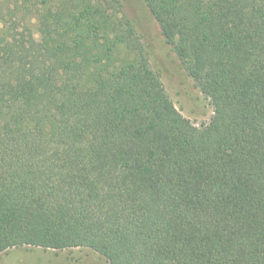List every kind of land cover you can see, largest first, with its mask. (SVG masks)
<instances>
[{
  "label": "trees",
  "instance_id": "trees-1",
  "mask_svg": "<svg viewBox=\"0 0 264 264\" xmlns=\"http://www.w3.org/2000/svg\"><path fill=\"white\" fill-rule=\"evenodd\" d=\"M143 1L207 122L119 0H0V252L264 264V0Z\"/></svg>",
  "mask_w": 264,
  "mask_h": 264
},
{
  "label": "rangeland",
  "instance_id": "rangeland-1",
  "mask_svg": "<svg viewBox=\"0 0 264 264\" xmlns=\"http://www.w3.org/2000/svg\"><path fill=\"white\" fill-rule=\"evenodd\" d=\"M125 15L136 27L149 53L153 69L177 109L196 125L207 122L212 108L194 81L184 70L172 46L166 43L161 29L143 0H119ZM0 264H107L93 250L73 248L46 250L35 247H18L0 252Z\"/></svg>",
  "mask_w": 264,
  "mask_h": 264
}]
</instances>
